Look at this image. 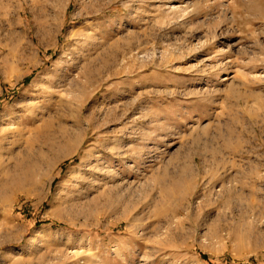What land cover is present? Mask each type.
<instances>
[{
    "label": "rangeland",
    "instance_id": "rangeland-1",
    "mask_svg": "<svg viewBox=\"0 0 264 264\" xmlns=\"http://www.w3.org/2000/svg\"><path fill=\"white\" fill-rule=\"evenodd\" d=\"M0 134V264H264V0H0Z\"/></svg>",
    "mask_w": 264,
    "mask_h": 264
},
{
    "label": "bare ground",
    "instance_id": "bare-ground-1",
    "mask_svg": "<svg viewBox=\"0 0 264 264\" xmlns=\"http://www.w3.org/2000/svg\"><path fill=\"white\" fill-rule=\"evenodd\" d=\"M40 32H42V31H40ZM45 33H48V32H46L45 31ZM80 76H81V74H80ZM79 77V76H78ZM81 80H84L85 81V84L84 85H86V84H90V83H92L93 81H94V77H93V75L91 74V73H87V74H83L81 77ZM74 81V80H73ZM76 82V81H75ZM75 84H78V85H81V82L80 81H78L77 83H75ZM36 85V84H35ZM84 85H81L82 86V89H81V91L83 90V92L81 93L82 95H83V97L84 98H86L87 96H88V94L85 92V89H86V87L84 86ZM80 86V87H81ZM72 87H74V85L72 84V86H71V88ZM76 87V86H75ZM74 89V88H73ZM77 89H78V87H77ZM80 90V89H79ZM72 94V93H71ZM71 96H73V95H71ZM75 96V95H74ZM72 99H73V97H71ZM70 98V99H71ZM75 99H76V97H75ZM76 101H79V100H76ZM81 110H82V107H81ZM25 111V110H24ZM23 111V112H24ZM28 114V113H27ZM24 117V116H23ZM25 118V117H24ZM28 118V117H27ZM15 118H13L12 120H14ZM15 120H17V119H15ZM23 120V119H22ZM20 121H21V119H20ZM20 121H19V123L18 124H20ZM27 121H29V120H27ZM23 123V122H22ZM21 123V124H22ZM9 125H10V123H8ZM13 124V123H12ZM14 125V124H13ZM16 126V125H15ZM13 129V128H12ZM17 129H18V127H17ZM20 129V128H19ZM6 130V129H5ZM8 130V129H7ZM6 130V132H8ZM18 131V130H17ZM64 131V130H63ZM68 131V130H67ZM13 132V131H12ZM5 133V132H4ZM3 134V133H2ZM18 134V133H17ZM16 134V135H17ZM1 135V134H0ZM9 135V134H8ZM71 135V134H70ZM14 136H15V134H14ZM66 138H67V135L65 134L64 135ZM5 137V136H4ZM11 137V136H10ZM75 138V137H74ZM5 139H6V137H5ZM4 139V140H5ZM11 139V138H10ZM70 140V139H69ZM74 140V139H73ZM79 141V140H78ZM8 144V143H7ZM2 146H3V144H2ZM3 149H5V148H3ZM2 149V150H3ZM6 151V150H5ZM8 151V150H7ZM1 152V151H0ZM3 152H4V150H3ZM5 153V152H4ZM8 153H9V151H8ZM8 156V154L6 155V157ZM4 161V160H3ZM2 164H3V162H2V160L0 159V179H2V176H3V173H4V168H3V166H2ZM16 164V163H15ZM14 165V164H13ZM10 166V165H9ZM9 166H8V168H9ZM15 166V165H14ZM14 166H13V168H14ZM17 169V168H16ZM7 171V170H6ZM13 171H14V169H13ZM10 173H11V171H10ZM184 174H185V172H183ZM12 174V173H11ZM9 175V174H8ZM11 177V176H10ZM7 179V178H6ZM5 180V179H4ZM8 181V180H7ZM6 181V182H7ZM11 184L13 185V184H17V180H16V178L15 177H12V179H11ZM182 181V180H181ZM5 182V181H4ZM10 183V182H9ZM4 184V186H6V184L5 183H3ZM176 185V184H175ZM174 185V186H175ZM182 185V184H181ZM180 186V184H178V185H176V187L178 188ZM6 187H9V186H6ZM5 187V188H6ZM5 188H3V190H6ZM11 188V187H10ZM2 189V188H1ZM0 189V190H1ZM2 190V191H3ZM5 193V192H4Z\"/></svg>",
    "mask_w": 264,
    "mask_h": 264
}]
</instances>
